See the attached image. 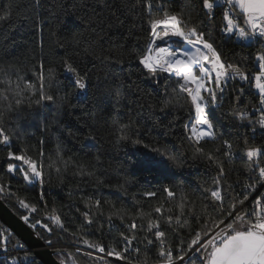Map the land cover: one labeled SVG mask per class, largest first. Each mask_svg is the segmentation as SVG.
Listing matches in <instances>:
<instances>
[{"label":"snow or ice","instance_id":"6c2138e0","mask_svg":"<svg viewBox=\"0 0 264 264\" xmlns=\"http://www.w3.org/2000/svg\"><path fill=\"white\" fill-rule=\"evenodd\" d=\"M33 3L39 8L40 0H33ZM142 8L147 12V28L143 29L146 46L136 59L143 69L145 83L163 95H168L169 90L176 95L184 94L190 107L183 127L185 140L192 148V159H206L216 166L211 184L203 188L202 216L198 217L191 209L187 214L185 212L188 197L180 177L189 157L183 152L158 148H153L149 154L133 153L137 156L135 165L141 171L157 176L162 184L159 191L132 194L134 210L117 208L111 200L94 191L81 195L84 210L77 203L70 202L66 212L55 208L51 212L43 211L47 208L43 189L46 182H50L53 169L61 182L66 178L75 180L79 177L83 181L96 176L94 170L74 163L75 170L69 177L68 162H63V167L56 166L62 162L61 158L48 164L46 169L43 149H39L36 156L30 155V149L16 144L14 138L19 134L7 126L5 113L19 115L25 104L28 108L43 107L57 101L63 104L68 99V92L63 96L50 92L59 81L55 80L54 69H48L45 74L43 60L33 68L37 82L25 81L18 71L15 72V82L10 78L5 81L10 86L14 83V86L7 89L6 106L0 111V152L3 153L0 155V199H15L20 208L35 214L19 217L31 229H40L49 237L57 232L62 234L54 241L37 232L48 247L54 248L60 239L67 240L65 248L75 246L77 253L92 264H132L133 253L138 264H264V0H189L180 12L171 11L167 0H159L158 4L147 0ZM130 10H135V5ZM10 16L11 12L6 10L0 15V22L8 21ZM52 16L55 19V14ZM139 19L144 20L142 13ZM35 24L41 29L46 24L38 12ZM114 26L122 27L123 21L117 18ZM56 35L52 32V36ZM233 37L243 47L255 49V53L244 60L254 63L256 71L232 63L224 55L217 41ZM79 38L77 33L71 41L58 42V46L65 48L67 44L71 47ZM40 46L43 48L42 40ZM108 59L121 67L124 65L122 59ZM61 63L69 74L63 87L86 92L89 74L74 66L71 56ZM253 93L255 103L243 104L242 98ZM112 95L113 90L108 89L105 98L111 100ZM115 96L119 103V88L115 89ZM226 101L230 104L227 111L224 110ZM170 104L171 101L164 103L159 111L165 113ZM225 124L235 131H222ZM116 131L120 133L118 143L135 149L142 145L148 147L140 127L133 126L131 120L119 124ZM258 134L260 142L257 143L254 141ZM95 140V135L87 133L81 150L86 151L90 147L88 142ZM208 142H218V146L206 150L204 145ZM233 161L240 162L243 179L230 183L231 172L235 169H226L225 162ZM5 176L10 179L4 180ZM13 180L33 188L39 186V200L30 202L19 196L12 190ZM130 183L125 180V184ZM102 185H105L104 180H95L96 190ZM114 187L121 196H129L124 184ZM77 191H80L79 187ZM154 200L159 202L158 206L150 203ZM177 200L180 201L177 205L179 214L166 215L172 209H166L165 202ZM141 201L148 204L149 211H144ZM105 204L112 211L105 213ZM37 215H43L45 219H37ZM188 215L197 220L198 227L189 226ZM116 220H119L120 227L115 226ZM106 226L112 244L104 242ZM114 227L115 235L112 232ZM186 228L185 234L183 230ZM152 250H155V259L150 260L147 253ZM142 252L145 256L140 260ZM0 253L3 254L0 264H37L35 255L29 254L25 244L9 227L0 226ZM56 254L66 255L63 249H57ZM60 264H67L66 259H61Z\"/></svg>","mask_w":264,"mask_h":264},{"label":"trees","instance_id":"16d2710c","mask_svg":"<svg viewBox=\"0 0 264 264\" xmlns=\"http://www.w3.org/2000/svg\"><path fill=\"white\" fill-rule=\"evenodd\" d=\"M147 0H40L39 8H36L33 0H0V15L8 10L11 12L10 19L0 22V111L6 106L5 96L9 95L7 89L14 86L5 83L9 78L15 82L17 77L15 72L25 81L37 82V75L33 71L34 66L41 60L44 61L45 74L48 69L55 70V80L59 85L54 84L50 92L53 95L63 96L69 93L68 99L60 104L48 103L43 107L33 106L28 108L27 104L20 111L15 113H5L7 126L18 133L15 142L19 147L30 149L29 154L36 156L39 149L44 151V164L47 165L61 158L56 166L63 167V162H68V176L75 170L74 163L82 164L89 170H94L96 176L81 180L66 178L61 182L54 169L52 170L50 182H46L43 189L47 208L43 211L51 212L53 208L67 211V205L75 202L81 210L84 204L80 200L84 193L92 194L96 191L104 199L111 200L117 208L125 207L133 209L132 194L139 195L146 190H156L162 184L159 178L148 172L141 171L136 165L137 156L134 152L149 154L153 148L161 151H179L189 157L186 168L180 179L185 185V194L188 197L185 212L191 209L198 217L202 216L203 188L211 184V178L216 175L215 164H210L206 159L193 160L192 148L185 140L184 122L187 120L189 102L184 94H173L169 90L168 95L158 93L145 83L143 69L138 65L136 57L146 46L144 36L147 28V12L142 8V4ZM158 4L159 0H153ZM108 5L105 7V5ZM189 4V0H167V6L171 11L180 12ZM135 5V10H130ZM44 18L46 24L41 29L35 24L36 13ZM144 15V20L139 19L140 14ZM52 14H55L53 19ZM117 18L123 21V26L117 25ZM217 17V21H219ZM52 32L57 35L52 36ZM80 34L78 42L67 44L65 48H60L58 42L71 41L73 35ZM43 41V48L40 46ZM224 55L232 63L241 67L247 66L249 70L255 69L254 63H247L244 58L255 53V49L239 45L233 37L232 39H220L217 41ZM71 56L74 66L81 72L89 74L88 89L82 96L74 88H65L66 77L69 75L61 61ZM109 57L122 59L123 67L113 63ZM7 73L8 75H5ZM23 87V82L21 83ZM246 89L248 87L244 85ZM119 88L120 99L117 103L115 89ZM108 89L113 90L111 100L106 99ZM27 93H25L26 95ZM243 104H254L255 93L252 96L242 98ZM171 101L165 113H161L159 108L164 103ZM243 104L241 106H243ZM151 105V108H149ZM230 107L229 102H225L224 110ZM155 113V115H153ZM179 117V119H176ZM132 121L133 126H139L143 133L144 143L137 149L131 145L125 146L118 143L120 133L116 131L118 125L127 124ZM170 125V126H169ZM47 126V127H46ZM222 131L234 132L229 124H225ZM241 132L244 129H240ZM91 132L96 136L95 141L88 142L90 147L86 151L81 150L84 143L83 137ZM43 141V144L40 143ZM259 141V134L256 141ZM206 150H214L218 142H208L204 145ZM155 156V153H150ZM0 155H3L0 152ZM226 169H235L231 172L229 182L243 179L242 166L239 161L232 163L225 162ZM47 174V173H46ZM10 177L5 176L4 180ZM105 181L98 190L95 189V180ZM125 180L131 181L125 184ZM124 184L129 192L128 197H123L115 191L117 185ZM80 191H77V189ZM26 189V190H25ZM12 190L21 197L27 198L30 202L39 200V186L33 188L24 184H17L12 181ZM19 216L29 214L25 209L19 207L15 199L8 201L3 199ZM179 200L165 202V208H171V215L180 212ZM152 205L158 206V201H151ZM144 204V211H149L148 204ZM105 213L112 211L107 204L104 205ZM37 219L44 220L43 215H37ZM189 226L198 227L197 220L188 215ZM115 226L120 227L119 220L115 221ZM121 230H123L121 228ZM40 232L45 238L57 241V232L51 237L42 230ZM188 229H184L186 234ZM113 235L116 228L112 229ZM100 234L97 233V237ZM104 242L112 244V236L108 235L107 226L104 229ZM44 240V239H43ZM45 241V240H44ZM67 240L60 239L56 243V249H63L66 255L56 257L66 259L67 264H92L81 254H78L76 247H67ZM143 248V245H140ZM30 255H34L29 252ZM150 260L155 259V250L147 253ZM145 253L140 254L139 259L143 260ZM37 264H43L36 258ZM132 263L138 264L136 254L131 256ZM124 264V262H119Z\"/></svg>","mask_w":264,"mask_h":264},{"label":"water","instance_id":"95a60500","mask_svg":"<svg viewBox=\"0 0 264 264\" xmlns=\"http://www.w3.org/2000/svg\"><path fill=\"white\" fill-rule=\"evenodd\" d=\"M20 216L3 200L0 199V221L11 230L43 264H60L56 257L57 249L48 247L35 230L25 225Z\"/></svg>","mask_w":264,"mask_h":264},{"label":"built area","instance_id":"2783aa9c","mask_svg":"<svg viewBox=\"0 0 264 264\" xmlns=\"http://www.w3.org/2000/svg\"><path fill=\"white\" fill-rule=\"evenodd\" d=\"M236 39V38H235ZM237 41V43L239 44V45H241V42L240 41H238V40H236ZM257 69H256V67H255V69L254 70H252V71H256ZM246 85V84H245ZM248 88H249V86L248 85H246ZM262 191H264V189H262ZM0 226H3V227H7V226H5L3 223H1L0 222ZM25 249L28 251V252H31L30 251V249L29 248H27V246L25 245ZM21 255H23V253H21ZM3 258V254L2 253H0V259H2ZM109 259H112V258H109ZM132 264H135V263H132Z\"/></svg>","mask_w":264,"mask_h":264},{"label":"rangeland","instance_id":"374dc122","mask_svg":"<svg viewBox=\"0 0 264 264\" xmlns=\"http://www.w3.org/2000/svg\"><path fill=\"white\" fill-rule=\"evenodd\" d=\"M84 94V92H78L79 96H82ZM1 222V221H0ZM2 223V222H1Z\"/></svg>","mask_w":264,"mask_h":264}]
</instances>
